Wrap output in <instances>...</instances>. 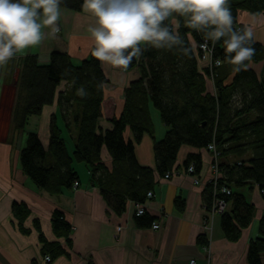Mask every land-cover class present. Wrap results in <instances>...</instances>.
I'll list each match as a JSON object with an SVG mask.
<instances>
[{
	"label": "trees",
	"instance_id": "16d2710c",
	"mask_svg": "<svg viewBox=\"0 0 264 264\" xmlns=\"http://www.w3.org/2000/svg\"><path fill=\"white\" fill-rule=\"evenodd\" d=\"M83 2L62 0L60 8L82 12ZM228 3L235 29L245 28L238 22L240 12L252 16L264 12V0H228ZM176 20L179 21L180 36L191 48L190 54L186 56L177 48L156 49L141 44L142 55L134 57L124 69H138L140 77L126 89L124 110L110 121L112 128L105 132L99 123L103 117L102 105L108 80L101 62L92 53L79 64L67 53L59 51L51 53L47 65H41L37 55L16 60L19 52L9 60L11 68L20 69L12 110V137L25 132L30 118L40 117L44 107L57 101L65 128L74 142L70 150L53 116L48 150L37 133L28 132L25 146L19 153L20 167L37 189L57 196L80 187L73 165L84 163L90 171L91 185L99 189L111 211L122 216L128 203L147 202V195L155 189L158 179L176 168L182 146L201 151L214 143L219 153L221 181L232 190V194L226 197L230 208L221 216V227L225 238L236 243L252 224L256 208L234 189L257 184L264 195V68L260 77L250 68L252 64L264 62V45L254 41L255 54L245 62L246 69L234 72V66L226 59L228 54L223 38L215 42L206 39L203 32L187 27L184 17L177 15ZM165 24L173 26L171 17ZM204 40L213 46V60L221 61L213 71L215 95L207 92L210 72L200 63L199 46ZM62 83H66V89L58 93ZM81 87L87 93L83 97L77 94ZM151 108L159 112L162 123L169 129L164 139L154 145L155 170L142 167L135 153L136 145L144 135H154ZM127 129L133 136L130 140L125 138ZM104 148L112 159L111 168L102 159ZM249 153L251 158L247 157ZM229 157L236 161L221 162ZM192 163L199 174L202 155L190 154L184 167L188 168ZM212 195V185H208L205 198L208 210L211 209ZM176 204L180 210L184 208L182 202ZM12 214L20 231L28 234L30 231L23 226L30 215L27 206L14 202ZM134 219L139 228L151 227L156 222L146 212L135 215ZM51 223L58 239L54 242L44 237L38 221L34 223L42 245L41 255L49 256L50 263L61 256H70L73 245V227L64 213L55 210ZM259 231L261 238L249 244L248 264H263L264 215L259 222ZM198 242L207 245L204 237H199Z\"/></svg>",
	"mask_w": 264,
	"mask_h": 264
},
{
	"label": "crops",
	"instance_id": "0c3cea01",
	"mask_svg": "<svg viewBox=\"0 0 264 264\" xmlns=\"http://www.w3.org/2000/svg\"><path fill=\"white\" fill-rule=\"evenodd\" d=\"M60 31L54 37H48L41 44L18 53L17 59L27 55H37L41 65L50 63V55L54 51L67 53L75 63L87 59L95 46L89 31L95 26L96 18L83 9L73 12L60 8ZM177 15L171 17L176 20ZM238 22L251 28L253 40L264 45V12L252 16L240 12ZM48 33L50 28H44ZM102 70L108 80L102 105L103 117L99 127L103 132L112 128L111 120L119 117L125 105V91L129 85L139 79L138 69L125 71L109 63L101 62ZM250 68L258 77L261 76L264 62L252 64ZM20 69L6 66L0 67V264H190L195 259L197 264H248L247 251L250 242L261 238L259 222L264 215V195L257 184L235 188L234 192L242 195L246 201L256 208L252 224L242 232L240 240L229 242L221 227L222 214H213L206 208V184L211 177L213 153L208 149L197 150L190 146H182L176 168L179 176L167 182H160L155 197L146 202V213L162 224L156 231L151 227L139 228L135 224V204L128 203L126 213L115 215L108 207L98 188L90 183V171L73 167L78 173L80 187L66 190L57 196L41 191L23 173L19 163V153L23 146L16 145L21 135L12 137L11 119L15 103L17 82ZM233 74L230 75L232 77ZM66 83L58 88L64 92ZM207 92L215 95V88L207 80ZM154 124V135H144L136 145V157L142 167L156 168L154 145L164 139L168 128L162 123L159 112L150 109ZM56 118L57 126L62 131L68 146L73 149V139L65 128L57 101L46 106L40 117L29 119L28 132L39 135L46 150L50 143L51 118ZM11 134V138H10ZM125 138H133L129 129ZM17 142V143H16ZM69 148L70 150H72ZM202 155V168L198 174L201 184H195L192 177L185 174L184 162L190 154ZM248 158L252 157L249 153ZM102 159L108 168L112 167V159L108 151L102 150ZM229 159V160H228ZM229 161V162H228ZM234 157L223 158V163H233ZM75 164L77 166L75 167ZM81 172L79 173L78 170ZM184 204L180 210L177 202ZM14 202L24 203L30 211L23 226L28 234L20 231L19 223L12 214ZM230 204L227 202V211ZM59 210L73 227L71 235L72 248L70 256H61L52 263H45L41 255L39 232L34 223L39 222L44 237L49 242L57 241L52 229V213ZM204 237L207 245L198 242ZM64 242L63 240H59ZM264 264V255L262 256Z\"/></svg>",
	"mask_w": 264,
	"mask_h": 264
},
{
	"label": "clouds",
	"instance_id": "9594fccd",
	"mask_svg": "<svg viewBox=\"0 0 264 264\" xmlns=\"http://www.w3.org/2000/svg\"><path fill=\"white\" fill-rule=\"evenodd\" d=\"M62 0H0V67L18 52L39 45L59 33ZM83 8L96 18L89 31L95 46L92 55L100 62L126 69L142 55L141 44L156 49L177 48L189 55L178 32L165 21L174 14L184 17L187 27L203 32L206 39L223 38L227 62L234 72L246 69L255 54L251 28L235 29L228 0H84ZM51 31L45 33L44 28ZM219 65V61H217ZM77 94L85 96L83 87Z\"/></svg>",
	"mask_w": 264,
	"mask_h": 264
},
{
	"label": "built area",
	"instance_id": "2783aa9c",
	"mask_svg": "<svg viewBox=\"0 0 264 264\" xmlns=\"http://www.w3.org/2000/svg\"><path fill=\"white\" fill-rule=\"evenodd\" d=\"M200 63L208 69L210 72V75L208 76V83L214 87V81H213V71L214 68L219 67L221 65L220 60H213V46L210 44L208 40H204L200 46ZM217 61H219V65L217 64ZM215 88V87H214ZM216 92V91H215ZM208 150L213 153L214 161L211 165V177L208 181L205 182L206 186L212 185L213 189V195H212V205L209 212L213 214H223L227 211V201L226 197L232 194V190L224 183L222 182V174L219 171L218 168V156L219 153L217 152L215 144H211L208 146ZM185 174L192 177L195 184H201L200 178L198 174L195 172V165L194 163L190 164L188 168L185 169ZM179 176V172L176 170H173L169 173H167L164 177L158 179L157 185L160 182H167L171 180L173 177ZM156 185V187H157ZM156 187L153 191H150L147 195V202L149 200H152L155 197V191ZM135 215L141 216L146 212V203L136 204L135 205ZM152 228L156 231H159L162 229V224L160 222H154L152 225ZM43 261L45 263H50L51 259L49 256L43 257ZM190 264H197L195 259L190 260Z\"/></svg>",
	"mask_w": 264,
	"mask_h": 264
},
{
	"label": "rangeland",
	"instance_id": "374dc122",
	"mask_svg": "<svg viewBox=\"0 0 264 264\" xmlns=\"http://www.w3.org/2000/svg\"><path fill=\"white\" fill-rule=\"evenodd\" d=\"M171 23L173 24V22L171 21ZM32 126L30 125V128H31ZM30 128H28V129H30ZM28 129L26 128L25 129V132H24V135H21L20 136V138H19V141H17L16 143V145H21V146H25V143H26V136H27V133H28ZM12 133V132H11ZM10 138H11V134H10ZM69 148H71V145H70V147ZM72 149V148H71ZM77 166V164H75V167ZM78 168L79 169H82V168H85V164L84 163H82V164H80V166L78 165ZM78 170V169H77ZM83 170V169H82ZM78 172L79 173H81L79 170H78Z\"/></svg>",
	"mask_w": 264,
	"mask_h": 264
}]
</instances>
